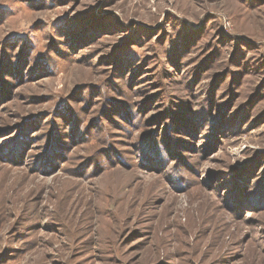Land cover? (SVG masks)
<instances>
[{
  "label": "rangeland",
  "instance_id": "1",
  "mask_svg": "<svg viewBox=\"0 0 264 264\" xmlns=\"http://www.w3.org/2000/svg\"><path fill=\"white\" fill-rule=\"evenodd\" d=\"M0 264H264V0H0Z\"/></svg>",
  "mask_w": 264,
  "mask_h": 264
}]
</instances>
